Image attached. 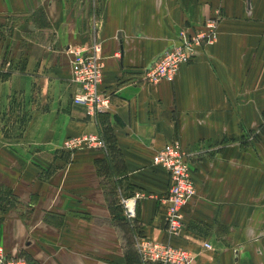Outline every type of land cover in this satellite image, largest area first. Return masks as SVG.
<instances>
[{"label": "crops", "instance_id": "crops-1", "mask_svg": "<svg viewBox=\"0 0 264 264\" xmlns=\"http://www.w3.org/2000/svg\"><path fill=\"white\" fill-rule=\"evenodd\" d=\"M213 17L172 82H145L179 33ZM91 41L109 105L89 116L71 104L69 62ZM12 99L25 121H7ZM263 120L264 0H0V246L30 264H143L138 239L185 249L188 264H264ZM93 134L104 149L63 148ZM174 141L195 187L177 236L151 164ZM134 193L127 221L119 198Z\"/></svg>", "mask_w": 264, "mask_h": 264}, {"label": "built area", "instance_id": "built-area-1", "mask_svg": "<svg viewBox=\"0 0 264 264\" xmlns=\"http://www.w3.org/2000/svg\"><path fill=\"white\" fill-rule=\"evenodd\" d=\"M217 18L206 19L198 31L181 32L176 42L159 54L143 71L148 84L173 81L177 69L191 61L195 49L209 41L217 25ZM103 64L97 55L95 41L72 53L69 62V79L75 87L71 104L83 106L87 115L107 110L108 96L99 88ZM264 128V120L262 122ZM105 145L98 135H83L67 138L63 143L66 150L84 148L104 149ZM153 166L164 169L167 176V189L158 200L166 211L167 231L178 235L180 230L181 209L185 202L195 194V187L190 173L189 162L177 142L161 147L151 160ZM143 197L134 193L129 198H119L122 215L125 220L134 218L135 201ZM134 248L143 264H188L189 253L185 249L155 242L135 239ZM202 248L210 250L207 243ZM0 264H29L20 254L6 253L0 246Z\"/></svg>", "mask_w": 264, "mask_h": 264}, {"label": "rangeland", "instance_id": "rangeland-1", "mask_svg": "<svg viewBox=\"0 0 264 264\" xmlns=\"http://www.w3.org/2000/svg\"><path fill=\"white\" fill-rule=\"evenodd\" d=\"M35 18L38 19V21L42 20L43 15H42L41 11L36 13ZM9 26L5 27V29L2 32V34H4V35L9 34L8 33V31L10 30V28H8ZM47 38L50 39L49 37H47ZM70 53H71L70 55L72 57V52H70ZM69 83L72 84L70 82V79H69ZM19 105H20L19 100L18 101L16 100V102L13 99L11 100L10 107H9L8 113H7V115H8V120L7 121H10V120H19L20 122L25 121V118H26V115H27L28 111L27 110H23V109L19 110ZM261 213L264 215V209L261 211ZM22 256L30 264L29 259L25 255H22Z\"/></svg>", "mask_w": 264, "mask_h": 264}, {"label": "trees", "instance_id": "trees-1", "mask_svg": "<svg viewBox=\"0 0 264 264\" xmlns=\"http://www.w3.org/2000/svg\"><path fill=\"white\" fill-rule=\"evenodd\" d=\"M105 136H106V138H105V143L106 144H112V137H111V135H109V134H107L106 132H105ZM11 203V202H10ZM11 208H17V206H18V204H16V203H11L10 205H9Z\"/></svg>", "mask_w": 264, "mask_h": 264}]
</instances>
